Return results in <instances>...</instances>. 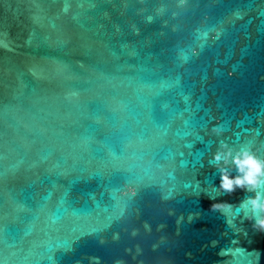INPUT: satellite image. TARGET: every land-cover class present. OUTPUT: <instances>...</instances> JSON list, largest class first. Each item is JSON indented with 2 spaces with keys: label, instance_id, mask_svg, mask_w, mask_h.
<instances>
[{
  "label": "water",
  "instance_id": "water-1",
  "mask_svg": "<svg viewBox=\"0 0 264 264\" xmlns=\"http://www.w3.org/2000/svg\"><path fill=\"white\" fill-rule=\"evenodd\" d=\"M244 153L264 0H0V264H264Z\"/></svg>",
  "mask_w": 264,
  "mask_h": 264
},
{
  "label": "clouds",
  "instance_id": "clouds-1",
  "mask_svg": "<svg viewBox=\"0 0 264 264\" xmlns=\"http://www.w3.org/2000/svg\"><path fill=\"white\" fill-rule=\"evenodd\" d=\"M230 155V154H229ZM227 157L224 154H218L216 160L219 161ZM235 163L241 173L235 179H230L227 173L222 177V187L232 190L234 186H248L251 190H255L261 183H264V161L257 159L250 153L238 154ZM254 217L256 218V227L264 230V195L257 193L255 198L250 200Z\"/></svg>",
  "mask_w": 264,
  "mask_h": 264
}]
</instances>
